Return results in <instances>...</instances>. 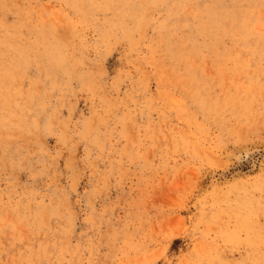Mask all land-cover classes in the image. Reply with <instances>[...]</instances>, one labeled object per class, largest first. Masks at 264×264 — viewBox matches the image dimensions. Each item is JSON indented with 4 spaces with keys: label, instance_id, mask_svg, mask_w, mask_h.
Here are the masks:
<instances>
[{
    "label": "rangeland",
    "instance_id": "rangeland-1",
    "mask_svg": "<svg viewBox=\"0 0 264 264\" xmlns=\"http://www.w3.org/2000/svg\"><path fill=\"white\" fill-rule=\"evenodd\" d=\"M0 264H264V0H0Z\"/></svg>",
    "mask_w": 264,
    "mask_h": 264
},
{
    "label": "bare ground",
    "instance_id": "bare-ground-1",
    "mask_svg": "<svg viewBox=\"0 0 264 264\" xmlns=\"http://www.w3.org/2000/svg\"><path fill=\"white\" fill-rule=\"evenodd\" d=\"M251 161V160H250Z\"/></svg>",
    "mask_w": 264,
    "mask_h": 264
}]
</instances>
